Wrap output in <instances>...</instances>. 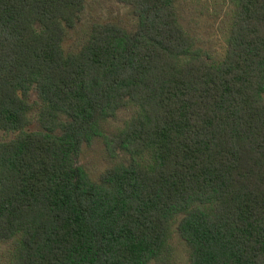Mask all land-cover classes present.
Returning a JSON list of instances; mask_svg holds the SVG:
<instances>
[{
	"label": "trees",
	"instance_id": "trees-1",
	"mask_svg": "<svg viewBox=\"0 0 264 264\" xmlns=\"http://www.w3.org/2000/svg\"><path fill=\"white\" fill-rule=\"evenodd\" d=\"M116 1L136 29L94 23L65 53L88 0H0V245L13 264H152L182 215L190 264H264V0H230L217 62L177 0ZM98 137L130 160L96 182L79 158Z\"/></svg>",
	"mask_w": 264,
	"mask_h": 264
},
{
	"label": "rangeland",
	"instance_id": "rangeland-1",
	"mask_svg": "<svg viewBox=\"0 0 264 264\" xmlns=\"http://www.w3.org/2000/svg\"><path fill=\"white\" fill-rule=\"evenodd\" d=\"M179 19L184 29L193 37L195 47L212 62L224 57L227 41V14L231 10L230 0H177ZM97 22H114L124 25L129 31H134L138 25V18L130 6L116 0H88L81 21L68 31L63 42L65 53L76 51L85 42L91 32L92 25ZM29 101L33 105L31 111L32 124L29 129H40L37 117L41 100L33 92ZM134 107H125L103 122V131L109 137L118 133L131 119ZM15 133L0 132V141L13 138ZM130 155L123 150L112 152L107 138L98 137L91 144L84 143L80 153V164L87 170L90 178L98 182L102 173L112 166L127 163ZM182 215L173 222L172 232L166 249L160 258L152 264H190L188 246L180 237L177 227ZM15 243L0 245V264H13Z\"/></svg>",
	"mask_w": 264,
	"mask_h": 264
}]
</instances>
